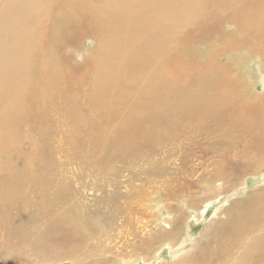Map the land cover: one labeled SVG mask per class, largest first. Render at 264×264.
I'll return each mask as SVG.
<instances>
[{"label":"rangeland","instance_id":"rangeland-1","mask_svg":"<svg viewBox=\"0 0 264 264\" xmlns=\"http://www.w3.org/2000/svg\"><path fill=\"white\" fill-rule=\"evenodd\" d=\"M117 1L122 20L108 15L114 0H0L1 21L13 8L45 17L31 28L38 53L17 61L36 64L50 95L30 108L43 107L52 153L42 176L38 130L10 107L32 179L0 200V264H264V130L240 113L264 104V0Z\"/></svg>","mask_w":264,"mask_h":264},{"label":"bare ground","instance_id":"bare-ground-1","mask_svg":"<svg viewBox=\"0 0 264 264\" xmlns=\"http://www.w3.org/2000/svg\"><path fill=\"white\" fill-rule=\"evenodd\" d=\"M16 1H18V0H16ZM148 3H146V4H148ZM119 5H120L119 1L114 0L113 4H109L110 8L108 7V10H109L108 15L114 17L116 20H122L124 18V15H126V13H131L128 11L122 12L121 9L116 11L115 8H119ZM170 8H172V7H170ZM14 9L15 8L11 9L10 11L13 12ZM160 10L161 11L158 12V9H155V10H153V12H155V14L164 15L166 12L165 8H161ZM166 10L171 11L173 9H166ZM140 11H141L140 9H137V12H140ZM11 12L10 13L5 12V14L2 16V21L0 20V35L4 34L8 38V42L5 43V45H6L5 50L3 49V47H2L3 50L0 48V66L6 65L7 62L5 60L7 59V56L12 55V59L10 60L8 66H7L8 82H5V88L3 90H0L1 95L6 97V99L2 102V104H0V107H1V111H0V200H2V203L5 201L12 202V198H14V196L19 197L21 193L22 194L26 193L29 190L30 185H31V183L26 185V181H29L32 179V162H31L32 156H31L30 151L29 152L28 151L27 152L21 151V148H19L18 142L22 141V140H20L21 134L18 130H16L12 126V123L14 122L15 117H13V113L11 112L10 107L15 111V113L18 114V117H20L24 121L30 122L31 124L34 125L31 127V129H37L38 130L37 134L42 141H41V143L39 142V144H38L39 147L35 150H36V153L38 154V157L42 158V160H40L38 163H36V166H37V168H39L41 170V172H42L41 175L42 176L45 175L46 174L45 172L48 173V171L50 170V167L52 166L51 165L52 164V153H51V151L47 150V144H46V140H45V134L47 133V131H46L45 127H41V130H40V128H38V122H37V121L44 119L43 116L39 115L41 113L43 107L35 106L34 109L30 108L34 101L36 104L40 100H47L50 98V95L47 93V91H46L47 89H45V87H44L43 79L39 75H37V68L38 67L36 68V64H33L31 67H27L23 63V61H17V59L19 57H22L25 59L29 53H33V54H35V56H36V53H38L37 51L35 52V50H34L35 45L33 43H31V41L35 39L34 38V31L35 30L33 31L31 28L33 27L35 29V27L33 25H36V24H34V23H36V22L39 23V19H40L39 17L42 18L43 15L37 10L35 12H30L27 14H21L19 16L13 17V16H11ZM168 14H172V13L170 12ZM45 16H47L48 19L51 18L50 22H49L50 23L49 24V32H50L49 34H50V38L54 39L55 37H57V19L51 13H46ZM166 16H168V15H166ZM256 17H258V16H256ZM44 18L42 21L45 22ZM42 21H40L41 24L39 23L40 26L37 25L36 28L44 26L45 23L43 24ZM47 21L48 20H46V23H47ZM25 22L27 24L29 22L30 24H28L27 28L23 29L24 25L26 24ZM203 22H204V20L201 22V24ZM20 25L23 26V28ZM19 26L22 29H19L20 28ZM201 27H202V25H201ZM42 28H41V30H42ZM106 28L111 29L110 27H106ZM121 32H122V27L119 26V28L116 30L115 39L111 43L112 48L115 47L116 42L121 35ZM1 39H2V37H1ZM124 41H125V38H122L119 41V44H122ZM22 43H23V45H22ZM144 46H145V44H142L141 46L139 45L137 47V49H138L137 54H139V52L144 49ZM38 48H39V46H38ZM41 49H39V50H41ZM41 52H42V50H41ZM43 52H44V50H43ZM133 52H132V55H133ZM140 55H142V54H140ZM143 55H145V54H143ZM136 56H138V55H136ZM138 58H139V56H138ZM148 58L149 57H147V59ZM41 60H42V58H41ZM151 60H148V61L151 62ZM145 64H146V62H145ZM149 70H151V69H149ZM24 72H25V75L23 74ZM143 72H147V70L144 69ZM27 73L31 74L32 76H34V75H36V76L32 79H28L26 76ZM107 73H109V72H107ZM152 74H155V72L154 73L151 72V75ZM138 76H135V77L137 78ZM154 76L158 77L157 75H154ZM147 78L149 79V77H147ZM141 80H142V78H141ZM157 80H158V78H157ZM14 82L16 83L15 88H13ZM139 84L140 83H138V85ZM12 92L14 94H18L19 99L17 101L12 100V95H11ZM48 92H49V88H48ZM102 93H103V89H102ZM118 93L121 94L120 91ZM157 97H158V94H150L148 96L149 101H152V102ZM219 99H218V101H220L223 105L227 104V102L225 101L224 98L220 97ZM0 100H1V97H0ZM226 100H227V98H226ZM261 103H262V101H261ZM242 104H244V103H242ZM244 105L245 106L243 107V109L241 110L240 113H243L245 115L247 113H249L247 116H251L252 119L246 125L247 126L250 125L255 129V131H253L254 132L253 135H255L257 131L260 132L261 130H264L263 129L264 123H263V119L261 118V114L264 113V111H263L264 110V104L254 105V106H250L249 104H244ZM153 113L157 114L156 112H153ZM53 116H54L53 113H49L48 118H51ZM234 116L236 117L235 114H234ZM237 117H240V119H241L243 116L241 114H239ZM255 122H256V125H258V126H255ZM51 125L54 126L53 121L48 120L47 126H46L47 130L53 128ZM22 127L23 126L19 127V129L21 130ZM53 131L54 130H51L50 132H53ZM259 134H261V133H259ZM50 136H51V134H50ZM34 167L35 166H33V168ZM43 182H42V188L49 186V185H46V186L43 185ZM50 213H51V216H53V213L52 212H50ZM241 217L244 219L239 220V218H238L237 222L240 223L241 225H246L247 222H249V219L247 217H243V216H241ZM245 222H246V224H244ZM50 224L53 225L52 223H50ZM51 225L47 226L48 227L47 230L50 229V232L52 230H54L53 227H51ZM236 228H238V227H236ZM242 232L243 231L241 230V233ZM234 234L237 235L235 232H234ZM44 235H45V230L43 231L41 242L43 241ZM164 235H166V234H164ZM232 244H233V242H232ZM230 245H231V243H230ZM207 247L209 248V245L206 246L204 249L202 248L201 254L204 252L207 253V250H208V249H206ZM46 248H48L47 244H45V246H43V250H45ZM216 249H218V248H216ZM244 257H248V255L245 254ZM209 258H211V257H209ZM199 259H201V258L198 257V258H195L192 260L197 261ZM192 260L191 261L188 260L189 262L186 261L185 263H183L184 262L183 261L182 263L183 264H190L193 262ZM209 260H208V262H210ZM205 263H207V262H205Z\"/></svg>","mask_w":264,"mask_h":264}]
</instances>
